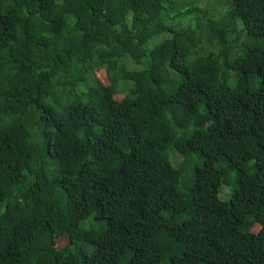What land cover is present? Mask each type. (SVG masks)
I'll return each instance as SVG.
<instances>
[{
    "label": "trees",
    "instance_id": "obj_1",
    "mask_svg": "<svg viewBox=\"0 0 264 264\" xmlns=\"http://www.w3.org/2000/svg\"><path fill=\"white\" fill-rule=\"evenodd\" d=\"M202 1L0 0V264H264V0Z\"/></svg>",
    "mask_w": 264,
    "mask_h": 264
},
{
    "label": "rangeland",
    "instance_id": "obj_2",
    "mask_svg": "<svg viewBox=\"0 0 264 264\" xmlns=\"http://www.w3.org/2000/svg\"><path fill=\"white\" fill-rule=\"evenodd\" d=\"M206 1H208V0H203L202 2H201V5L204 7L205 5H207L206 4ZM226 6V4L225 3H223V6ZM221 7V6H220ZM215 12L216 13H218L219 12V10L216 8V10H215ZM161 40H163V37L161 36V37H159L157 40H156V43H159ZM104 73L102 72V75H103ZM104 77H105V74L103 75ZM254 88L256 87L255 85H252ZM171 159H172V161H173V163L175 164V165H179V164H181L182 163V161H183V155L179 152V151H177V149L176 148H173V149H171ZM194 155H191V157H190V162H187L185 165H184V167H182L183 168V171H184V173H185V184L186 185H191L192 183H193V174H194V171H195V168L198 166V165H200L201 163H203V157H202V155L200 154V153H198V152H196V153H193ZM188 173H192V175L190 176V177H188L187 176V174ZM228 193H229V187H227V186H224V187H222V190H221V195H222V197L223 198H226V196L228 195Z\"/></svg>",
    "mask_w": 264,
    "mask_h": 264
}]
</instances>
